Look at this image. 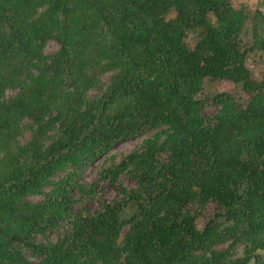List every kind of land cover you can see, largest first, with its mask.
Segmentation results:
<instances>
[{"label": "trees", "instance_id": "trees-1", "mask_svg": "<svg viewBox=\"0 0 264 264\" xmlns=\"http://www.w3.org/2000/svg\"><path fill=\"white\" fill-rule=\"evenodd\" d=\"M247 22L231 0H0V264H264V62L246 67ZM207 80L248 104L205 96ZM98 183L118 197L77 206Z\"/></svg>", "mask_w": 264, "mask_h": 264}, {"label": "rangeland", "instance_id": "rangeland-1", "mask_svg": "<svg viewBox=\"0 0 264 264\" xmlns=\"http://www.w3.org/2000/svg\"><path fill=\"white\" fill-rule=\"evenodd\" d=\"M231 3L234 7L243 9L248 15L247 38L245 39V42L247 44V48H251L252 51L249 53L246 60V67L255 76H259L263 67L264 55L259 51V48L255 43V39L253 36V25L257 24L259 26L262 37H264V4L262 0H231ZM257 17L259 18L257 19ZM57 48L58 44L55 41L50 40L45 47V54H51L55 52ZM108 79L109 75H105L102 77L104 83H107ZM203 92L207 97H214L221 93H228L231 95L233 101L237 105L242 107H245L250 100V97L245 95L241 91V87L239 85H234L227 81L207 80L204 83ZM218 109L219 106L217 104L208 103L203 109V114L210 116L216 113ZM153 134L154 132H149L143 136L116 144L107 156L101 157L94 162L89 163L81 170L80 183L84 186H89L95 183L98 179V173L102 168L108 167L113 162H119L124 155L130 153L133 149H135L143 139L150 137ZM27 139H29V133L25 132L20 141L24 142ZM119 183L129 189L135 187L134 179L127 176H122L119 180ZM95 190L98 192V194L96 197L91 199L81 198L78 192L75 190L73 193L75 198H77L78 200L77 206H85L90 208L91 210H97L100 206L101 200L111 202L118 197L116 188L109 183H98L95 187ZM40 198V196H34L30 198V201L34 202ZM62 230L63 229L58 228L56 231H49L46 234V239L42 236H39L38 240L46 241L48 239L55 242L61 234ZM224 247H226V244L220 246L218 249H223ZM241 250V247H239L236 251V254L241 255Z\"/></svg>", "mask_w": 264, "mask_h": 264}]
</instances>
